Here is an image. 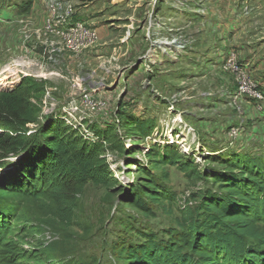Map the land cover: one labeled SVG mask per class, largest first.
Listing matches in <instances>:
<instances>
[{
	"label": "rangeland",
	"instance_id": "obj_1",
	"mask_svg": "<svg viewBox=\"0 0 264 264\" xmlns=\"http://www.w3.org/2000/svg\"><path fill=\"white\" fill-rule=\"evenodd\" d=\"M79 27L89 38L71 50L56 31ZM22 81L41 85L42 121L63 120L86 141L109 130L124 144L106 152L123 192L89 185L74 225L39 237L67 240L70 259L115 264L125 224L171 223L125 201L150 148L171 147L208 175L213 158L264 153V0H0V91ZM133 121L151 133L131 135ZM162 174L181 196L203 186L176 168Z\"/></svg>",
	"mask_w": 264,
	"mask_h": 264
},
{
	"label": "trees",
	"instance_id": "obj_2",
	"mask_svg": "<svg viewBox=\"0 0 264 264\" xmlns=\"http://www.w3.org/2000/svg\"><path fill=\"white\" fill-rule=\"evenodd\" d=\"M41 96V85L27 81L0 91V264H99L70 259L65 239L39 237L46 227L74 225L89 185L123 192L106 152H124V144L109 130L86 141L63 120L42 121ZM132 125L131 135L151 133L149 122ZM146 157L150 167L139 168L142 182L125 201L146 218L158 209L171 223L125 224L111 248L115 264H264V153L213 158L218 165L209 175L171 147H152ZM164 167L203 186L181 196L167 174L153 175Z\"/></svg>",
	"mask_w": 264,
	"mask_h": 264
},
{
	"label": "built area",
	"instance_id": "obj_3",
	"mask_svg": "<svg viewBox=\"0 0 264 264\" xmlns=\"http://www.w3.org/2000/svg\"><path fill=\"white\" fill-rule=\"evenodd\" d=\"M63 39L65 46L71 50H78L85 40L89 38V32L82 28L61 29L56 31ZM240 92L249 93V89L240 86Z\"/></svg>",
	"mask_w": 264,
	"mask_h": 264
}]
</instances>
